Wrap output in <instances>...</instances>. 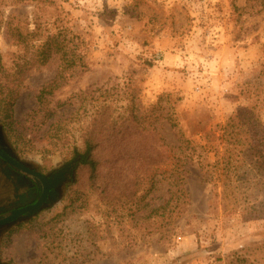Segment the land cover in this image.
<instances>
[{
  "label": "rangeland",
  "instance_id": "1",
  "mask_svg": "<svg viewBox=\"0 0 264 264\" xmlns=\"http://www.w3.org/2000/svg\"><path fill=\"white\" fill-rule=\"evenodd\" d=\"M262 63L264 0H0V123L24 158L63 165L106 108L167 154L132 200L75 177L1 261L264 264Z\"/></svg>",
  "mask_w": 264,
  "mask_h": 264
},
{
  "label": "trees",
  "instance_id": "2",
  "mask_svg": "<svg viewBox=\"0 0 264 264\" xmlns=\"http://www.w3.org/2000/svg\"><path fill=\"white\" fill-rule=\"evenodd\" d=\"M258 71V77L264 78V63ZM41 98L39 96L40 101ZM258 103H264V95L259 94ZM246 112L240 110L230 121L246 119ZM111 118L110 109L106 108L92 122L76 169V183L92 189L102 202L109 203L122 198L134 199L147 173L167 160L166 152L156 146L162 137L155 128H142L132 115L117 120ZM256 119L259 122V114ZM240 128L248 132L244 125ZM235 261L236 264H252L241 257Z\"/></svg>",
  "mask_w": 264,
  "mask_h": 264
},
{
  "label": "flooded vegetation",
  "instance_id": "3",
  "mask_svg": "<svg viewBox=\"0 0 264 264\" xmlns=\"http://www.w3.org/2000/svg\"><path fill=\"white\" fill-rule=\"evenodd\" d=\"M78 157L81 155L54 168L36 164L24 158L13 146L0 123V220L10 218L6 224L0 225V236L60 200L65 188L74 182L79 160L64 180L55 181L52 177ZM0 264L7 263L0 259Z\"/></svg>",
  "mask_w": 264,
  "mask_h": 264
},
{
  "label": "water",
  "instance_id": "4",
  "mask_svg": "<svg viewBox=\"0 0 264 264\" xmlns=\"http://www.w3.org/2000/svg\"><path fill=\"white\" fill-rule=\"evenodd\" d=\"M80 157L76 158L72 163L65 166L63 169H61L58 173L53 175V180L55 181H62L66 178V176L71 172V168L75 166L76 161L79 160ZM36 208V207H35ZM10 218H6L3 220H0V225L6 224L9 221Z\"/></svg>",
  "mask_w": 264,
  "mask_h": 264
}]
</instances>
